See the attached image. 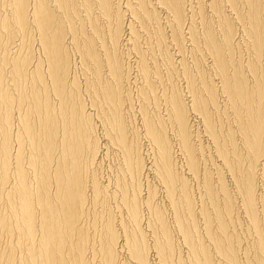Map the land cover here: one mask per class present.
Wrapping results in <instances>:
<instances>
[{
    "label": "bare ground",
    "instance_id": "6f19581e",
    "mask_svg": "<svg viewBox=\"0 0 264 264\" xmlns=\"http://www.w3.org/2000/svg\"><path fill=\"white\" fill-rule=\"evenodd\" d=\"M122 1L0 0V264H264V223L259 218L264 210V72L259 70L261 64L258 68L264 57V1L223 0L235 11L234 20L243 24L249 39L254 59L246 64L238 40L234 42L238 28L232 15L224 14L225 3H208L219 16L218 22L214 15L211 18L218 24V37L211 16L209 20L206 16L205 0H198L191 11L187 0H134L125 6ZM242 4L245 11L239 8ZM124 10L142 27L148 21L159 25L160 12L165 11L171 17L172 31L166 35L170 43L180 51L189 35L197 50L203 45L212 57L214 72H219V91L217 83L207 81L203 66L194 62L199 85L196 74L194 79L184 75L189 77L186 90L191 100L169 94L166 118L161 112L150 115L147 108L158 98L153 77L159 67L152 71L148 56L137 46L140 33L135 35L134 23L128 21L126 28ZM100 17L105 27L99 24ZM195 18L201 19V36ZM187 20L188 35L184 32ZM124 33L129 42L138 40L132 41L139 54L136 64L140 63L138 70L146 82L144 88L140 86V124L153 146L152 161L146 160L136 140L138 128L125 120L127 106H132L131 89L126 88L131 72L122 62L124 53L116 50L128 40ZM68 35L83 69L91 73V77L85 75L84 87L92 95L88 96L90 107L99 109L96 119L85 103L80 75L75 72L77 76L70 77L76 57L74 52L71 65ZM16 37L21 39L18 51L17 46L13 48ZM36 44L43 57L39 54L41 59L34 63ZM190 111L198 114L212 139L219 160L216 181L202 168V146L197 148L193 141L199 133L194 135V123L189 126ZM97 122L104 131L100 136ZM170 128L175 129L179 153L189 177L198 180L205 203L190 194L189 178L178 171ZM111 146L119 158L111 173L102 177V158ZM150 171L160 181L166 204L154 201L158 188L148 178ZM227 177L234 188H228ZM237 204L249 224L250 244L242 245L237 232L241 218ZM169 211L187 252L174 238ZM200 217L204 231L197 222Z\"/></svg>",
    "mask_w": 264,
    "mask_h": 264
},
{
    "label": "rangeland",
    "instance_id": "374dc122",
    "mask_svg": "<svg viewBox=\"0 0 264 264\" xmlns=\"http://www.w3.org/2000/svg\"><path fill=\"white\" fill-rule=\"evenodd\" d=\"M134 3V0H130V1H128V0H123L122 1V4L125 6V3L126 4H128V2L129 3H131L132 4V2ZM192 1V2H191ZM187 0V7L189 8V6H191V8H189L188 10H192V8L194 9L196 6H197V2H198V0ZM212 0H205V5H206V7H205V10H206V16H207V18H208V20H209V17H210V22L216 27L215 28V33H216V35L219 37V34H220V30H219V28L217 27L218 26V24L216 23V22H218V20L217 19H219L218 17V13H216L217 11H215L213 8H209V6H208V3H210ZM214 1H216V0H213V2ZM222 2V3H225V6L227 7H225L224 6V4H223V7H224V9H223V11L225 12L224 14L226 15V14H228L227 16H231V18L234 20V17H235V14L233 13V12H235V11H233L232 12V9L230 10V5H227L228 3H226V2H224L223 0H217V2ZM264 1V0H263ZM189 3H191V5H189ZM264 2H262V11H264L263 10V4ZM193 4V5H192ZM133 5V4H132ZM243 6V7H242ZM244 4H242V5H240V7L239 8H241L240 10L241 11H243V9H244ZM123 9H126V8H123ZM213 9V11H214V13H213V11H212V13H211V10ZM245 9H246V7H245ZM245 9H244V11H245ZM190 10V11H191ZM210 10V11H209ZM231 12V13H230ZM124 13L125 14H123V16H125V17H123L122 16V18H124V20H125V24H126V28H127V25H128V23H130V22H128V21H132L133 23V25L132 26H134L133 28L135 29V30H137V31H135V35H136V33H140L137 37H138V39H139V41L137 42L136 40H134L133 38H132V41H136L137 43H138V45L137 44H135V46L137 45V46H139V49H140V47H141V49H143L142 50V52L143 53H145V55L146 56H148L147 58H146V60L147 61H149V64H151L150 65V67L152 68V71H154V69L156 68H158V70H159V72L161 73H159V72H157L158 74H159V78H161V79H159L158 77L156 78V75H157V73H156V75L154 74V77H153V79L154 80H157L156 81V84H155V93H156V95H158L157 97V100H156V106H157V109H154V104L152 103L148 108H147V110H148V112H149V114L150 115H152L153 114V112L155 113V114H158L159 112H161V113H159L161 116H164L165 118H166V116H167V114L166 113H168V104H167V102H168V95L170 94V97H171V95L172 94H174V95H176V96H178L179 98H182L184 101H186L187 102V100L189 101V99L191 100V93L189 92H187L188 91V89L186 90V88H187V82H188V79H189V77H187V76H185L186 78L184 79V75H190V77L192 78V77H194V75L196 74V76L194 77V78H192V79H194L195 80V83L196 84H198L199 85V83H200V78H199V73L196 71L195 72V70H197L196 68H194V67H196L195 65L196 64H193L194 62L196 63V62H198V64H200L201 66H203V69L202 70H204L203 72L205 73V75H206V79H207V81H209L210 83H217V84H215V85H217L216 86V88H217V90H218V85H220L219 84V81H220V77H219V75L217 76V74H219V72H218V70H216V72H214L215 71V66H212V64H213V62L211 61L212 60V57L207 53V51L205 50V47L202 45L199 49L200 50H197V48L198 47H196V44L194 43L193 44V42L191 43V40H189L190 38H188V34H187V31H188V24H189V20H187L188 22H186L185 23V27L186 28H184V32H186L185 34L186 35H188V36H186V38H187V40L185 41L186 42V44H184V46L182 47V48H180V49H182V50H180L179 51V47L178 46H176V45H172V42L170 43V41H169V39L167 38V36L169 35V33L171 34V32L170 31H172V24L170 23L171 21V17L165 12V11H162V12H160L161 14H160V21H159V25H157V26H155L156 24L154 23V21H152V22H150V21H148V23H146V24H144V26L142 27V25L140 24L141 22H140V20H135L134 18H132V15L130 14V12L128 11V13H127V11L126 10H124ZM127 13V14H126ZM163 13V14H162ZM215 13H216V15H215ZM264 13V12H263ZM209 14V15H208ZM168 15V16H167ZM215 17H214V16ZM167 16V17H166ZM234 16V17H233ZM127 17V18H126ZM165 19H164V18ZM169 17V18H168ZM215 19H214V18ZM197 18V17H196ZM195 18V24H197V25H195L196 27L195 28H197L196 30H197V34L199 35V36H201L202 35V33H203V27H202V25H199V24H202L201 23V19L200 18H198V21H197V19ZM211 18H213V20H216V22L215 21H212V19ZM102 19V20H101ZM133 19V20H132ZM170 19V20H169ZM199 19H200V21H199ZM166 20V21H165ZM99 21L101 22H99V24L101 25L102 24V26L103 27H105L106 25L104 24L105 23V21L103 20V18H99ZM138 21H139V23H138ZM162 22V23H161ZM165 22V23H164ZM200 22V23H199ZM215 22V23H214ZM154 24V26L152 25V26H150V24ZM170 23V24H169ZM234 23L236 24L235 25V29L236 28H238V29H236V33H235V37H234V39H235V43L237 42V40H238V46H237V48H239L240 47V49L238 50L239 51V53H240V57L242 58V60H243V58H245L244 60H243V62L245 61V64L246 63H248L249 61H252L253 59H254V54H253V52H252V48L249 46V39H246L247 38V36H245L246 34H244V31H243V24H242V26H240V24H241V22H239L238 21V23H237V21L236 20H234ZM136 24V25H135ZM148 24H149V26H148ZM161 24V25H160ZM168 24V25H167ZM217 26H216V25ZM239 24V25H238ZM139 25H141L140 27H139ZM170 25H171V27H170ZM198 25H199V27H198ZM147 26V27H146ZM201 26V27H200ZM239 26V27H238ZM136 27V28H135ZM242 27V28H241ZM125 28V29H126ZM138 28V29H137ZM142 28V30L140 31V29ZM145 28V30H143ZM163 28V29H162ZM170 28V29H169ZM240 28V29H239ZM106 29V28H105ZM165 29V30H164ZM219 31H218V30ZM157 32H155V31ZM139 31V32H138ZM142 31H143V33H142ZM216 31H218V32H216ZM242 31H243V33H242ZM164 32V33H163ZM189 32V31H188ZM201 34H200V33ZM30 33H32L31 35H33V37L35 36L34 35V32L31 30V32ZM126 33H127V31H126ZM126 33H124L123 34V37L125 38V36H126V39H128V36H127V34ZM163 33V34H162ZM164 34H165V36H164ZM241 34H243V36L241 35ZM106 35V38H107V34H105ZM143 35H145V36H143ZM163 35V36H162ZM152 36V37H151ZM161 38H159V37ZM164 37V38H162V37ZM238 36V37H237ZM245 38V40L242 38ZM142 37V38H141ZM69 38V39H68ZM166 38H167V40H166ZM237 38V39H236ZM243 40H242V39ZM17 39V40H16ZM34 39H36V36H35V38ZM71 38H70V36L68 35L67 36V45H69V56H70V58L73 60L74 59V57H76L74 60H75V62H76V64L74 63V60L71 62V59H70V62H71V69H70V71H71V76L70 77H74V75H76V74H78V78H79V80L78 81H82L81 83L79 82V84H81V86H82V90H83V92L85 91V84L87 83V80H86V83L84 84V82H85V80L84 79H86L85 77V75L86 74H89L90 72H88L87 70V73H86V71L84 70L85 68H84V66H82V64H80V62L82 63V61H79L80 60V58H81V56H80V54L78 55L77 53V49H74L75 48V46L73 47V43L71 44V40H70ZM135 39H136V37H135ZM163 39V42L161 41ZM19 40H21L20 39V37H16L15 38V41L16 42H14V43H17V44H15V46L13 47L12 45L14 44V43H12V47L14 48V49H16V46H17V50L16 51H18V48H19ZM164 40H166V42L164 41ZM248 40V41H247ZM70 41V42H69ZM128 41V42H127ZM126 42H121V43H119L121 46H119L118 45V47L117 48H121L120 50L119 49H116L117 51H119L120 52V54H122V53H124V54H122L121 56H122V60H124V61H122V62H124V64H125V68H127V66H129V71L131 72V73H129V75L131 74V77H130V83H126V88L128 87V89H131V90H128V92H129V94H128V96H129V101H131V102H129V103H131V107L129 106L130 104L129 103H127V104H129L128 106H127V117L125 118V120H126V123H131L130 124V126H134V127H137L138 128V132H139V135H137L136 136V140L137 141H139V143L140 144H142L141 145V147H143V156L146 158L147 156V158H146V160H148V161H152V159H153V157H152V152H153V150H152V145H151V143H149L150 142V140L148 139V137L146 136V135H144V131H143V129H142V127H141V115H140V113H141V111H140V106L139 105H141L142 104V99L140 98L141 97V95H140V90H141V87L142 88H144L145 87V84L144 83H146L145 82V80H144V78H143V75H142V73L140 72L141 70L139 69L138 70V68L140 67V63L137 65L136 63L137 62H139V54H138V52H137V50L136 49H134V44H133V42L131 41V42H129V39L127 40ZM159 41H161V43L159 42ZM239 41H241V43L239 42ZM243 41H244V43H243ZM135 42V43H136ZM248 42V43H247ZM70 43V44H69ZM248 45H247V44ZM124 44V45H123ZM166 44H168V45H166ZM245 44V45H244ZM70 45H72V46H70ZM162 45V46H161ZM166 45V46H165ZM194 45V46H193ZM251 45V44H250ZM11 47V48H12ZM70 47H72V49L73 50H76V51H71V49H70ZM244 47V48H243ZM248 47H250V48H248ZM36 49V50H34V53L36 54L34 57H35V61L33 60V62L34 63H36V60H38V58L39 59H41L43 56H42V54H41V51L38 53L37 52V49H38V46H37V44L35 45V47L33 46V49ZM129 48V49H128ZM133 48V49H132ZM201 48H203V49H201ZM13 49V50H14ZM123 49V50H122ZM140 49V50H141ZM165 49L168 51V52H170V54H169V56H170V58H171V60H172V58H173V60L172 61H170V59H168L169 57H168V54H167V52L165 51ZM246 49V50H245ZM12 50V49H11ZM12 50V51H13ZM134 50V51H133ZM150 50V51H149ZM202 50V51H201ZM203 50H205V51H203ZM250 50V51H249ZM11 51V52H12ZM15 51V50H14ZM16 51H15V53H16ZM38 51H39V49H38ZM163 51V52H162ZM237 51V49L235 50V52L237 53L238 52ZM38 54H37V53ZM75 52V54H74V57H73V53ZM122 52V53H121ZM137 52V53H136ZM148 52V53H147ZM165 52H166V54H167V56L166 55H164L165 54ZM14 52H12L11 54H15ZM132 53V54H131ZM150 53V54H149ZM180 53V54H179ZM207 53V54H206ZM235 53V54H236ZM239 53H237L236 55L238 56V57H236V58H240L239 57ZM39 54H41L40 55V57L38 56ZM182 54V55H181ZM202 54H203V57H202ZM253 54V55H252ZM78 55V56H77ZM133 55V56H132ZM137 55V56H136ZM164 55V56H163ZM205 55H206V57H205ZM247 55V56H246ZM249 55H252V56H249ZM172 56V57H171ZM78 57V58H77ZM151 57V59H153V60H155V61H151L149 58ZM164 57H167V58H164ZM181 57H182V60L183 61H180L181 60ZM209 57V58H208ZM251 57L253 58V59H251ZM247 58H249L248 60H247ZM170 62V64H168V61ZM180 59V60H179ZM137 60V61H136ZM196 60V61H195ZM179 61V62H178ZM248 61V62H247ZM262 60L260 59L259 60V62H261ZM154 62V63H153ZM183 62V64H179V63H182ZM264 57H263V61L261 62V63H259L258 64V68H259V65L261 64L262 65V67H261V65H260V67L261 68H259V70L260 71H263L264 72ZM130 63V64H129ZM135 63V64H134ZM129 64V65H128ZM157 65L156 67L154 66V65ZM81 66V68L83 69H81L80 70V67L78 68V66ZM138 67H137V66ZM31 66H32V64H31ZM74 66H76V68L74 67ZM73 67V68H72ZM130 67H132L131 69H130ZM185 67V68H184ZM30 68H32V67H30ZM154 68V69H153ZM202 68V67H201ZM214 68V69H213ZM73 69V70H72ZM74 69H79V71L78 70H74ZM126 69V70H127ZM183 70H186V71H183ZM73 71V72H72ZM75 72H77L76 74H74L73 75V73H75ZM83 72H84V75H83ZM139 72L141 73V74H139ZM262 72V73H263ZM264 74V73H263ZM153 75V74H152ZM193 75V76H192ZM77 76V75H76ZM75 76V77H76ZM134 76V77H133ZM87 77H91V73H90V75L88 76L87 75ZM251 76L249 75L248 76V78H250ZM143 78V79H142ZM82 79V80H81ZM133 79H135V80H133ZM252 77L250 78V79H248V81L249 82H251L252 80ZM153 80V81H154ZM167 80H170V84L167 82ZM133 81H135V82H133ZM144 81V82H143ZM137 82V83H136ZM162 84H161V83ZM167 82V83H166ZM194 82V81H193ZM82 83H83V85H82ZM159 83V84H158ZM144 84V85H143ZM166 84H167V86H168V84H169V86H168V89L170 90H168L167 89V87H165L166 86ZM195 84V85H196ZM141 85H143V86H141ZM159 87H158V86ZM141 86V87H140ZM197 86V85H196ZM88 87V86H87ZM140 87V88H139ZM166 88V89H165ZM165 89V90H164ZM168 90V91H167ZM166 91V92H165ZM219 91V90H218ZM86 92V91H85ZM86 93H88V92H86ZM84 94L83 96H84V98H86V102L85 103H87L86 105H87V108L90 110L91 108L93 109H91L90 111L92 112L93 111V116H95L94 118L96 119L97 118V116L99 115V113H97L98 112V108H96V106H92V107H90V105H89V102L91 103V100L92 99H90V98H92V95H90L89 93L88 94ZM131 93V94H130ZM162 94V95H161ZM220 94V93H219ZM88 96L90 97V98H88ZM189 96V97H188ZM220 95H218V97H219ZM223 98H222V96L220 97V101L222 102L223 100H222ZM90 100V101H89ZM141 100V101H140ZM94 105V104H93ZM166 106V107H165ZM98 109V110H97ZM97 110V111H96ZM160 110V111H159ZM95 111V112H94ZM128 111H129V113H128ZM95 113V114H94ZM96 114H98L97 116H96ZM213 114H215V113H213ZM189 115L191 116H189V118H188V122H189V126H190V128L192 127L191 125L193 124L194 126L191 128L192 130H193V132H194V135L196 136L198 133H199V135H198V137H195L194 139H193V141H194V143H195V145L197 146V148H201V146H202V148L200 149V151H199V157L201 158V164H202V168H204V167H206V169L204 168V170H207V171H209V172H211V174H212V176H213V178H214V180L216 181V171H215V168L217 167V165L219 164V160H218V158H216L215 157V152H214V146H213V144L211 143L212 142V139H210V137L209 136H207L208 134L204 131V125H203V123H202V121H201V119H199L200 117L198 116V114H193L191 111H190V113H189ZM198 116V117H197ZM197 117V118H196ZM98 123V124H97ZM96 123V125L98 126V135L100 136V135H102L103 133H104V131L102 130L103 129V127H102V125L99 123V122H97ZM191 123V124H190ZM136 124V125H135ZM100 125V126H99ZM198 125V126H197ZM101 129V130H100ZM172 128H170V130H171ZM140 130V131H139ZM174 131L172 132V130L170 131V132H172V134L170 133V137H171V141H172V144L173 143H176V144H173V146H174V148H173V151L175 150V152H174V154H176V156L174 155V157H175V159H177V162H179V163H177V167H178V171L180 172V173H182L186 178H189L188 179V183H189V185L190 186H188L189 188H188V190H190V194L191 195H194L195 196V198H196V200L198 199H200L199 201H201L202 199H204L205 197H204V194H203V192H202V188L199 186V184H198V180H197V182H196V180L194 179V178H192V177H189L190 175L188 174V171H187V167H186V163L184 162V158H182L183 157V154L181 153H179V151H181V150H179V148H178V140H177V137L175 136V129H173ZM191 130V131H192ZM197 130V131H196ZM202 130H203V132H202ZM103 132V133H102ZM196 132V133H195ZM100 133V134H99ZM205 133V134H204ZM174 134V135H173ZM203 136H202V135ZM193 135V136H194ZM147 137V138H146ZM176 137V138H175ZM200 137V138H199ZM237 137H238V139H237V141L239 140V143H240V138H239V135H237ZM146 138V139H145ZM173 139V140H172ZM175 140H177V141H175ZM149 141V142H148ZM196 141V142H195ZM209 143V144H208ZM145 144V145H144ZM200 144V145H199ZM208 145H209V147H208ZM150 146H151V148H150ZM177 148H176V147ZM152 151H151V150ZM199 150V149H198ZM108 153H107V155H105L103 158H102V162H101V175H102V177L103 176H106L107 175V173L108 174H110L111 173V170H109V169H111L112 167L114 168L115 166L114 165H116L117 164V159L119 158L118 157V151H117V149L115 150V148H114V146L112 147H110L109 148V151H107ZM116 152H117V154H116ZM144 152H145V154H144ZM214 152V153H213ZM200 153H202L201 155H200ZM178 154V155H177ZM212 154H213V156H212ZM146 155V156H145ZM182 155V156H181ZM212 158H211V157ZM116 157V158H115ZM152 158V159H151ZM199 158V159H200ZM214 158V159H213ZM108 159V160H107ZM181 161H179V160ZM213 159V160H212ZM218 160V161H217ZM113 162V163H112ZM218 162V163H217ZM182 163V164H181ZM179 164H180V166H179ZM113 165V166H112ZM181 165H182V167H181ZM185 166V167H184ZM111 167V168H110ZM113 168H112V170H113ZM179 169H181V170H179ZM184 169V170H183ZM185 172V173H184ZM151 174H153V175H151ZM150 176V177H149ZM149 176H148V178L149 179H151L150 181L151 182H153L154 183V185L151 183V185H153V187H155V188H158L157 190V193H158V195L156 194V199L154 200L155 202H160V204L159 205H163V204H166V202H164V201H166L165 199H166V197H164L165 195H164V193L162 194L161 192L162 191H160L159 189H161L160 187H161V185H160V181H159V179L158 178H156L157 176L155 175V172L153 171V173L150 171V173H149ZM153 176H154V178H153ZM157 179H158V181H157ZM227 179H228V181H226V184H227V186L229 185V186H231V188H234V185H232L233 184V181L231 180V178L229 179V177H227ZM226 179V180H227ZM190 180V181H189ZM231 180V181H230ZM158 183V184H157ZM197 183V184H196ZM231 184V185H230ZM260 185H261V180H260V183H259ZM160 185V186H159ZM197 185V186H196ZM259 185V186H260ZM157 186V187H156ZM229 186H228V188H229ZM214 187H215V189H218V187H219V185H218V183L217 182H214ZM198 188V189H197ZM201 188V189H200ZM162 190V189H161ZM200 191V192H199ZM145 193V192H144ZM202 194V195H201ZM194 196H193V199H194ZM197 196V197H196ZM202 196V197H201ZM199 197V198H198ZM202 198V199H201ZM162 199V200H161ZM264 199V198H263ZM204 203H205V201L204 200H202ZM240 201V200H239ZM238 201V202H239ZM158 202L156 203V204H158ZM264 202V201H263ZM203 203V204H204ZM240 204V203H239ZM239 204H237V205H239ZM166 206V205H165ZM207 206H209L208 204H207ZM239 207V210H238V212L239 211H241V212H239V214H241V220L239 219L238 221H239V223H238V229H237V232H239V234H240V236H241V242H242V245H244L245 243L247 244V243H251V235H250V228L248 227L249 226V224L247 223L248 221L246 220V218H245V216H244V214H243V211H242V209L240 208V205L238 206ZM209 210H210V208H209ZM262 213V214H261ZM168 214H169V220H170V223L172 222V225H171V228H172V231L174 232V238L176 239V241H179V246H180V248H182L183 249V251H186V249H185V246H183V244H182V240H181V238H179V236H177L178 235V233H175V232H177L176 231V227H175V223H174V218H173V215L171 214V211H169L168 212ZM259 215H261V217L259 216V218H260V220L264 223V210H260V212H259ZM199 219V218H198ZM201 219V220H200ZM200 219L199 220H197V222H198V224L199 223H202V225L200 226V228L202 227L203 229H201V230H203L204 231V220L200 217ZM247 222H246V221ZM174 223V224H173ZM248 224V225H247ZM247 225V226H246ZM246 226V227H245ZM174 228V229H173ZM247 228V229H246ZM241 231V232H240ZM244 234V235H243ZM248 234V235H247ZM178 239H177V238ZM181 240V241H180ZM178 243V242H177ZM185 249V250H184ZM187 252V251H186ZM183 253H185V252H183ZM244 254V252L243 251H240L239 253H238V256H239V258H240V256H241V258L240 259H243V254ZM186 254V253H185ZM218 257H216L215 258V260H216V263L218 262ZM153 262H155L154 260H153Z\"/></svg>",
    "mask_w": 264,
    "mask_h": 264
}]
</instances>
